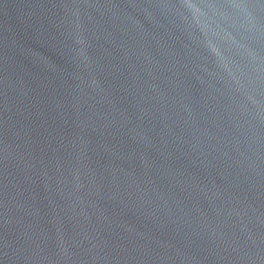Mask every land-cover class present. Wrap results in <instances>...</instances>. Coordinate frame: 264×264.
<instances>
[{"label":"water","instance_id":"1","mask_svg":"<svg viewBox=\"0 0 264 264\" xmlns=\"http://www.w3.org/2000/svg\"><path fill=\"white\" fill-rule=\"evenodd\" d=\"M0 264H264V0H0Z\"/></svg>","mask_w":264,"mask_h":264}]
</instances>
